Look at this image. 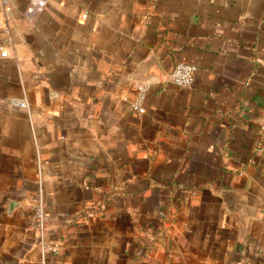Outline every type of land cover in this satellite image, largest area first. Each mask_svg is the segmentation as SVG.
Here are the masks:
<instances>
[{
	"label": "crops",
	"instance_id": "0c3cea01",
	"mask_svg": "<svg viewBox=\"0 0 264 264\" xmlns=\"http://www.w3.org/2000/svg\"><path fill=\"white\" fill-rule=\"evenodd\" d=\"M33 1L0 0V264H264V0Z\"/></svg>",
	"mask_w": 264,
	"mask_h": 264
},
{
	"label": "built area",
	"instance_id": "2783aa9c",
	"mask_svg": "<svg viewBox=\"0 0 264 264\" xmlns=\"http://www.w3.org/2000/svg\"><path fill=\"white\" fill-rule=\"evenodd\" d=\"M6 3V1H4ZM44 0H34L31 5L26 9L27 15H32L35 11H38L44 6ZM5 51L1 52V55L4 56ZM195 79V66L190 63L178 62L176 63L170 74L169 81L176 85L177 87H190L193 85ZM135 96L131 102V106L135 108L139 113L144 112V99L146 92L148 90V84L140 81L134 82ZM16 103L21 107H26L25 100L16 101ZM261 131L264 132V115L261 117ZM40 174H38V179ZM38 194L36 202L32 208V221L33 227L39 238L40 247H41V257L44 258L46 253H55L57 252V246L50 243L46 239V213H45V204L42 196L41 189H38ZM44 260V259H43ZM44 263V261H43Z\"/></svg>",
	"mask_w": 264,
	"mask_h": 264
}]
</instances>
